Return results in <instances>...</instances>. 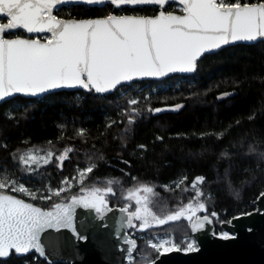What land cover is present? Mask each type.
<instances>
[{
  "label": "trees",
  "instance_id": "obj_1",
  "mask_svg": "<svg viewBox=\"0 0 264 264\" xmlns=\"http://www.w3.org/2000/svg\"><path fill=\"white\" fill-rule=\"evenodd\" d=\"M175 9L174 4L167 6V11ZM157 10L118 11L107 4L63 7L56 15L92 18L126 12L152 16ZM158 84L171 86L151 91ZM124 88L125 96L123 91L109 96L62 92L37 100L17 98L0 106V182L7 185L0 193L48 209L98 188L111 206L123 207L129 203L127 193L146 186L155 193L151 212L162 217L192 201V183L203 177V183H197L207 209L202 214L213 218L218 234L222 222L255 209V200L264 193V42L208 55L191 77ZM131 94L140 97L136 105L128 102ZM136 110L138 115L133 114ZM89 166L93 170L82 183L74 182L71 190L55 195L64 180ZM19 185L35 198L13 191ZM108 188L113 191L108 193ZM49 195L50 199L42 198ZM129 208L133 209L132 204ZM153 233L171 234L181 247L185 246L183 238L191 236L186 220L139 232L133 264H149L158 257L141 238ZM0 264L48 263L31 254L12 256Z\"/></svg>",
  "mask_w": 264,
  "mask_h": 264
},
{
  "label": "snow or ice",
  "instance_id": "obj_2",
  "mask_svg": "<svg viewBox=\"0 0 264 264\" xmlns=\"http://www.w3.org/2000/svg\"><path fill=\"white\" fill-rule=\"evenodd\" d=\"M66 0H0V14L8 17L0 23V101L16 93L37 96L50 90L82 87L104 93L123 82L137 78L163 77L169 73H191L197 59L205 52L219 49L235 41H254L264 38V3L241 4L239 0H175L183 5L186 15L165 14L155 18L109 15L106 19L64 21L53 14L57 5ZM99 3L102 0H86ZM113 5L164 6L169 0H109ZM24 29L28 33H49L46 42L40 39L5 38V32ZM139 101L132 99L129 104ZM153 111H161L154 109ZM49 152L47 156H51ZM34 159V157H29ZM23 160L24 158L21 157ZM61 161L63 156L58 157ZM92 167L85 171L91 172ZM83 175V173H81ZM198 177L192 183H203ZM66 182V181H65ZM7 185L0 182V189ZM28 193L23 185L13 191ZM63 189L56 190L59 196ZM94 189L87 197L73 196L67 204L55 203L50 211L42 210L11 195L0 194V258L8 257L12 250L26 254L35 250L45 254L42 234L48 229H70L77 233L75 210L77 206L101 213L106 202ZM112 188L107 192L111 193ZM145 192L152 193L151 187ZM35 198L34 193H29ZM196 195L185 207L160 218L147 209L137 208L129 213L127 226L135 227L133 220L143 221L141 230L150 227L148 216L157 225L187 219L193 230L202 229L208 216L197 213L206 211V204ZM261 195H264L262 193ZM50 199L48 197H42ZM137 205L141 204L138 199ZM111 210V209H107ZM128 213V208L121 209ZM216 213H212L215 216ZM195 217V220L193 219ZM102 218V217H101ZM83 239L84 237L80 236ZM224 239L229 236L224 234ZM129 260L136 248L134 239H125ZM156 253L163 255L179 250L170 240L148 241ZM187 251H196L189 243ZM154 264V261L151 262Z\"/></svg>",
  "mask_w": 264,
  "mask_h": 264
},
{
  "label": "water",
  "instance_id": "obj_3",
  "mask_svg": "<svg viewBox=\"0 0 264 264\" xmlns=\"http://www.w3.org/2000/svg\"><path fill=\"white\" fill-rule=\"evenodd\" d=\"M264 3V2H261ZM105 4H111L109 0H102L99 3H87L86 0H66L65 3L59 4L53 9V14L56 15V10L68 7V6H84V7H99ZM169 4L178 5L183 10V5L175 2V0H169V2L164 5L155 4H145V5H120L114 6L117 10L121 8H141V7H157L159 12L155 16H141L125 14L126 16H136L145 18H155L159 15L161 11L165 14L173 15H186L183 11L179 12H166V8ZM259 4V3H254ZM111 15H117L113 13ZM57 16V15H56ZM106 17H92V18H62L58 19L64 21H84V20H96V19H106ZM0 18L8 20L3 14H0ZM6 23V22H5ZM15 31H23L28 37H15L21 39H30L33 36H50L49 33H28L24 29H15L11 31H6L4 35ZM6 38V37H5ZM40 39V38H31ZM41 42H46V40L40 39ZM264 42V38H258L254 41H235L227 45H222L219 49H213L203 53L196 61V69L191 73H169L163 77H144L137 78L131 82H123L116 86L115 89L104 93H97L95 90L89 91L82 87L75 88H61L50 90L48 92L38 94L37 96L25 95L22 93H16L11 97H6L4 100L0 101V106L5 103L12 101L16 98H24L29 100H37L47 97L49 95L58 94L62 92H82L85 94H93L94 96H107L113 95L118 91L119 88L123 86H128L135 82L143 81H155L162 82L175 76L181 77H191L195 75L199 69V62L203 60L206 56L217 54L224 49L237 46V45H255L257 43ZM91 192L79 193L74 195L77 198L87 197ZM4 195H11L16 199H21L25 203H30L29 201L20 198L18 196L9 193H0ZM102 196L106 202V208H102L101 213H97L94 209L84 208L82 206H77L75 210V226L77 233H73L70 229L62 228L59 231L56 229L46 230L41 237L42 244L45 248V254L40 255L35 250H30L26 254H17L14 250L11 251L8 257L0 258L1 261H7L12 256L16 258L27 257L31 254H36L41 260L46 261L48 264H129V253L127 249L128 244L124 243L125 239L131 238L129 231L131 228L128 227L127 221L129 213L131 211L128 206V213L122 212L121 209L125 207L111 206V202L105 194L98 193ZM69 197L65 201L58 203L67 204L71 202ZM35 207H39L42 210L50 211L53 209L54 204L48 208L44 209L36 204L30 203ZM255 209L249 213L239 215L231 218L229 221H224L221 223L220 228L222 231H226L230 234L228 239L222 238L220 234L216 231V226L213 218L210 215H197L200 217L208 216L210 223L205 222L202 229L193 230L190 223V231L193 238L196 240L198 245V250L185 252L183 250H173L163 255H158L154 260V264H264V195H260L254 202ZM111 209V210H107ZM143 211V209H141ZM102 217V218H101ZM195 220V217L193 218ZM137 221L133 220V224L137 225ZM84 237L83 239L79 238ZM136 248L132 251L131 255L137 251L139 247V242L137 239ZM151 264V263H150Z\"/></svg>",
  "mask_w": 264,
  "mask_h": 264
},
{
  "label": "rangeland",
  "instance_id": "obj_4",
  "mask_svg": "<svg viewBox=\"0 0 264 264\" xmlns=\"http://www.w3.org/2000/svg\"><path fill=\"white\" fill-rule=\"evenodd\" d=\"M148 85H145V87H147ZM171 86V84H158V85H156L155 87H153L152 88V90L151 91H153V92H157V91H160V90H164V89H167L168 87H170ZM145 87H138V89H139V91H142ZM134 88H135V86H134ZM126 94V92L125 91H123L121 94L123 95V96H125V94ZM147 97H149V94L148 95H146ZM132 99H137L138 101H139V99H140V97H139V95H134V94H131L130 96H129V98H128V102L130 101V100H132ZM131 105V104H130ZM136 105V104H135ZM137 112H140L139 110H136ZM122 116H125V114L124 115H122ZM89 167H91V166H89ZM88 168V167H87ZM87 168H82V169H79V171L75 174V176L72 178V179H66V180H64V183H63V186H62V189H63V191H69V190H71L74 186H75V184H74V182H77V183H82L84 180H85V178L87 177V173L88 172H86L85 170L87 169ZM81 173H83V175L81 174ZM66 181V182H65ZM19 187V186H18ZM17 187V188H18ZM146 186H143V187H137V188H135V189H133L132 191H130L129 193H127V195H126V199L128 200V202L129 203H127L125 206H130V204H132V206H133V209H137V208H140V209H147V211L148 212H151V207H149V204L152 202V200H153V198H154V196H155V193H154V190H153V192L152 193H148V192H145L144 191V188H145ZM152 188V187H151ZM153 189V188H152ZM196 189H199L198 188V186L196 185ZM196 189H194V188H192L191 190H192V193H193V196H195L196 195ZM21 193H23V194H26V195H29V192L28 193H26V192H21ZM100 194H105V193H100ZM106 195V194H105ZM29 196H31V195H29ZM140 200L141 201V204L140 205H137V203H136V201L137 200ZM199 200L200 201H202L201 200V196L199 197ZM190 202H194V201H190ZM125 206H123V207H125ZM186 206V205H185ZM179 210V209H178ZM177 210V211H178ZM177 211H175V212H177ZM175 212H173V213H175ZM202 212H205V211H202ZM201 212V213H202ZM152 213V212H151ZM173 213H171V214H173ZM153 214V213H152ZM154 215H156V214H154ZM167 215H169V214H167ZM167 215H165V216H167ZM207 215V214H206ZM157 216V215H156ZM165 216H158V217H160V218H164ZM148 218V220H149V222H150V224H151V226L150 227H148V229H151V228H159L160 226H163V225H157L152 219H151V216H148L147 217ZM180 220H185L183 217H181L180 219H178V221H180ZM177 221V220H176ZM172 222H174V221H171V222H168V223H172ZM167 224V223H166ZM166 224H164V225H166ZM190 225V224H189ZM221 236H223L224 234H227L228 236H230V234L229 233H227L226 231H222L221 233H219ZM143 236V235H142ZM192 236V235H191ZM186 237H190V236H185L184 238H186ZM132 238V237H131ZM141 238H145L146 239V241H147V245L149 246V243H148V241H152V242H157V241H159V240H161V239H167V240H170L172 243H176L175 242V238H174V236L173 235H171V234H168V233H153L152 235H145V237H141ZM184 238H183V241H184ZM177 244V243H176ZM177 246V248L178 249H181V250H185V246L184 247H181L179 244H177L176 245ZM150 247V246H149ZM151 248V247H150ZM138 250V249H137ZM136 253V252H135ZM134 256V255H133ZM133 256H132V260L129 262V264H133V262H134V258H133ZM150 264V263H149Z\"/></svg>",
  "mask_w": 264,
  "mask_h": 264
},
{
  "label": "flooded vegetation",
  "instance_id": "obj_5",
  "mask_svg": "<svg viewBox=\"0 0 264 264\" xmlns=\"http://www.w3.org/2000/svg\"><path fill=\"white\" fill-rule=\"evenodd\" d=\"M105 5H107V4H105ZM102 6H104V5H102ZM176 6V9L175 10H171V11H167V8H166V12H179V13H182L183 12V10H182V8L181 7H179L178 5H175ZM68 7H70V6H68ZM100 7V6H99ZM114 7V6H113ZM115 8V7H114ZM125 8V7H124ZM141 8H143V7H141ZM157 8V7H156ZM116 9V8H115ZM122 9V8H121ZM120 9V10H121ZM133 9V8H132ZM135 9H137V8H135ZM158 10H157V13L159 12V8H157ZM58 10V9H57ZM56 10V11H57ZM117 10V9H116ZM120 10H118V11H120ZM113 13H116L117 15H125V14H132V15H137V14H134V13H126V12H120V13H117V12H112V13H110L109 15H111V14H113ZM156 13V14H157ZM155 14V15H156ZM108 15V16H109ZM155 15H152V16H155ZM141 16H145V15H141ZM106 17V16H105ZM5 22H7V20L6 19H2V18H0V23H5ZM5 37L6 38H15V37H28V35L27 34H25L23 31H15V32H11V33H9V34H6L5 35ZM47 37H49V36H33V37H31V38H40V39H43V40H46V38ZM143 82H145V81H143ZM143 82H135V83H133V84H130V85H128V86H123V87H121V88H119L118 89V91H123L125 88L124 87H137L138 86V84H141V83H143ZM147 82H155V81H147ZM107 96H109V95H107ZM45 98V97H44ZM17 99V98H16ZM134 113V115H138V113H140V112H137V111H133ZM124 115V114H123ZM131 211H134V210H136V209H130ZM198 215H205V214H202L201 212H199L198 213ZM185 219V218H184ZM189 224H190V222L187 220V219H185ZM142 223H143V221H137V225H136V227H134V228H131V230L129 231V234H130V236L133 238V239H135V237L137 236V234L139 233V232H142V231H145V230H147L148 229V227H146V228H144L143 230H141V225H142Z\"/></svg>",
  "mask_w": 264,
  "mask_h": 264
},
{
  "label": "built area",
  "instance_id": "obj_6",
  "mask_svg": "<svg viewBox=\"0 0 264 264\" xmlns=\"http://www.w3.org/2000/svg\"><path fill=\"white\" fill-rule=\"evenodd\" d=\"M184 243H185V250H183V251H185V252H188L186 249H187L189 243H193V246H194L196 249H198L197 242H196V240L193 238V236H190V237H186V238H184ZM174 244L177 245L176 243H174ZM179 250H181V249H179Z\"/></svg>",
  "mask_w": 264,
  "mask_h": 264
}]
</instances>
